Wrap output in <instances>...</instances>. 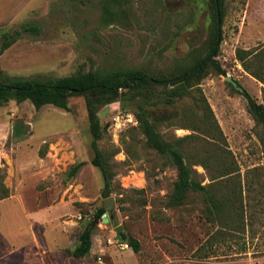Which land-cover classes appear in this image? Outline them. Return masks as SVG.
<instances>
[{"label": "rangeland", "instance_id": "1", "mask_svg": "<svg viewBox=\"0 0 264 264\" xmlns=\"http://www.w3.org/2000/svg\"><path fill=\"white\" fill-rule=\"evenodd\" d=\"M44 1L33 5L44 6ZM215 12L213 0H48L44 10L23 12L0 31L1 49L5 33L24 23L40 28L37 35L22 32L0 55V82L128 70L169 78L206 57L215 35ZM221 35L215 61L225 75L211 63L181 99H168L163 85L130 87L100 108L98 147L115 175L108 197L92 163L84 95L69 98L70 111L51 104L37 110L29 100L0 104V264L74 259L67 250L78 245L89 223L93 249L86 264H99V257L107 264H264V235L249 241L246 249L222 238L218 225L207 218L202 194L191 193L180 207L168 204L177 169L147 144L137 121V114L148 109L162 117L156 127L166 141L190 136L181 150L201 185L223 186L218 174L202 165L204 157L216 168L213 157L229 156L243 178L264 165L248 101L227 79L264 104V85L239 58L240 50L264 45V0H223ZM80 162L84 165L71 177ZM242 188L246 199L245 180ZM106 201L111 202L109 222L96 214ZM121 234L126 242L138 241L140 251L107 244L109 237Z\"/></svg>", "mask_w": 264, "mask_h": 264}, {"label": "trees", "instance_id": "2", "mask_svg": "<svg viewBox=\"0 0 264 264\" xmlns=\"http://www.w3.org/2000/svg\"><path fill=\"white\" fill-rule=\"evenodd\" d=\"M213 2L216 9L217 24L213 44L206 57L198 58L190 67L181 72L179 71V73L169 78H149L146 73L133 70L112 73L107 76L89 71L47 81L13 77L7 80L8 83L0 82V104L12 99L18 102L29 100L37 110L51 104L70 111L69 98L74 95H84L88 111L89 128L93 136L92 149L94 158L92 163L102 174L105 182L103 195L108 197L110 196V187L115 175L111 165L105 161L98 147V142L102 138V127L99 119L100 108L115 101L123 90L130 87L140 88L163 85L166 88L168 99H181L189 85L198 84L197 81L200 80L211 63L218 74L225 75V71L215 61V58L219 55L222 41L223 0H213ZM218 12L220 19H218ZM22 32L37 35L40 32V28L33 23H24L13 33H5L0 55L22 36ZM239 58L243 62L245 69L264 85V45L253 51L240 50ZM238 92L246 97L248 101V112L254 120L255 132L261 144L264 160V104L259 103L245 90H238ZM200 103H202L201 99L195 103L197 110L201 107ZM207 115L204 120L209 118ZM161 118L160 115L155 114V111L150 112L148 109H142L137 114V121L146 136L147 144L159 154L167 156L177 169V181L169 197L168 204L172 207H180L186 203L191 193L202 194L206 204L207 218L218 225V234L222 238L235 240L238 246L246 249L249 241L252 242L261 236L263 237L264 165L250 169L246 177L243 178L236 162L229 156L219 155L213 157L211 160H215L216 168L212 167L209 158L204 157L201 159L202 165L208 171L216 172L221 180L220 184L223 186L218 183H213L209 186L201 185L194 179V171L188 165L186 157L181 150V143L189 139L190 136L175 142L166 141L158 133L156 127V121ZM195 128L202 131L199 129L201 128L199 125H195ZM211 129H213V125ZM209 135L211 134L209 133ZM83 165V162L76 164L69 175L71 177L76 176ZM243 180H245L247 187L246 199L243 195ZM238 183L241 186L240 188L237 186ZM222 187L228 190L222 189ZM220 190L223 191L221 194L219 193ZM106 212V208L101 207L96 214L102 217ZM109 214L111 218H114V212L111 211ZM93 234L94 228L89 223L81 232L78 245L73 250H67V254L75 258L89 255L93 247ZM120 237L125 241L126 235L121 234ZM243 238L245 240L241 241ZM246 238L249 240L247 241ZM128 243L134 252L140 251L138 241L130 239Z\"/></svg>", "mask_w": 264, "mask_h": 264}, {"label": "crops", "instance_id": "3", "mask_svg": "<svg viewBox=\"0 0 264 264\" xmlns=\"http://www.w3.org/2000/svg\"><path fill=\"white\" fill-rule=\"evenodd\" d=\"M35 1L36 0H0V31L3 30L4 27H10L11 24L15 23L16 21H18V19L22 18L24 16V13L28 11L32 12L34 10H44L48 3V0H45L44 6H42V4H36V7H34L33 4L35 3ZM86 257L87 256L82 258L74 257V259L72 258L62 259L59 261V263L86 264V259H87Z\"/></svg>", "mask_w": 264, "mask_h": 264}, {"label": "built area", "instance_id": "4", "mask_svg": "<svg viewBox=\"0 0 264 264\" xmlns=\"http://www.w3.org/2000/svg\"><path fill=\"white\" fill-rule=\"evenodd\" d=\"M106 242H107V244L114 245V246L118 247V249H122V250L128 249L130 246L128 242L122 240L118 236L109 237ZM98 261H99V264H107V263H105V261L101 257H99Z\"/></svg>", "mask_w": 264, "mask_h": 264}, {"label": "water", "instance_id": "5", "mask_svg": "<svg viewBox=\"0 0 264 264\" xmlns=\"http://www.w3.org/2000/svg\"><path fill=\"white\" fill-rule=\"evenodd\" d=\"M218 19H220V14H219V12H218ZM227 79H228V81H229L230 83L233 84V86H234L237 90H239V91H243V90H244L242 87H240V86L238 85V83H237L235 80H232L230 77H227ZM110 207H111V202L106 201V202H105V208H106V209H109ZM102 216L104 217L105 222H109V221H110V217L107 218L108 213H104ZM92 225H94V223H93ZM117 231L120 232L121 229L118 228Z\"/></svg>", "mask_w": 264, "mask_h": 264}]
</instances>
